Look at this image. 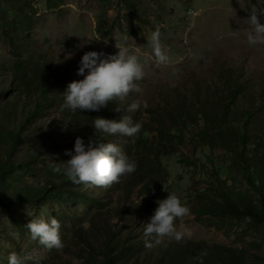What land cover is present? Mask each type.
<instances>
[{
  "label": "trees",
  "instance_id": "trees-1",
  "mask_svg": "<svg viewBox=\"0 0 264 264\" xmlns=\"http://www.w3.org/2000/svg\"><path fill=\"white\" fill-rule=\"evenodd\" d=\"M119 2L130 9V0ZM26 9H32L27 0H0L1 27L14 52L11 63L0 70V210L49 201L95 206L89 229L81 226L74 231L84 264H199L202 251L208 253L203 264H264V258L250 261L245 251L217 243L184 239L146 248L145 236L136 232L139 212L151 216L157 207L151 199L157 198L166 180L163 161L189 144L192 154L199 156L191 159L180 154L177 162L200 168L207 183L193 193L195 220H249L264 234V86L252 83L241 67L221 66L215 90L191 81L181 88L155 85L146 93L140 83L142 92L123 103L112 101L99 111L73 113L62 108V93L70 82L83 79L77 75L80 62L33 50L27 42L17 43L23 48L15 45L16 36L26 34L31 26ZM136 94H143L139 100L148 107L128 112V105L138 99ZM117 107L120 112L114 111ZM51 112L58 116L59 125L44 128ZM124 114L142 124L138 135H108L93 127L97 117L119 119ZM77 137L85 144L90 138L97 143L121 141L125 154L136 162L131 175L135 183L112 185L120 192L115 205L84 184H73L63 173L53 172V163L70 159L64 153L74 149ZM58 152L62 154L57 156ZM226 160L230 166L221 176V162ZM135 187L149 194L150 200L142 205L130 202ZM14 224L27 231L22 222ZM148 239L154 243V237Z\"/></svg>",
  "mask_w": 264,
  "mask_h": 264
},
{
  "label": "rangeland",
  "instance_id": "rangeland-1",
  "mask_svg": "<svg viewBox=\"0 0 264 264\" xmlns=\"http://www.w3.org/2000/svg\"><path fill=\"white\" fill-rule=\"evenodd\" d=\"M27 1L32 9H26L25 13L32 22L26 34L16 36L17 42L14 44L20 48H23V44L17 43L27 42L33 50H46L64 60L80 62L86 52L114 55L118 52L115 44L127 43L144 64L145 76L140 83L145 85L146 93L152 91L155 85L181 88L189 86L191 81L203 82L215 90L219 86L216 75L221 66L241 67L252 83L264 86V45L250 46L246 40L251 29L246 19L253 8H264V0H130V9L119 0ZM2 8L10 11L6 5ZM190 11H198L199 15L192 17L188 14ZM259 20L264 24V15ZM157 26H160L162 43L169 50L171 62L168 64H157L154 59L145 62V54L151 53L149 35ZM4 33L0 18L2 72L13 60L14 53ZM142 96L135 95L137 100ZM56 125H59V119L53 112L42 124L44 128ZM110 143L119 146L125 153L121 141ZM68 147L70 150L72 146ZM60 154L58 152L57 156ZM180 154L191 159L199 156L198 153L192 154V147L188 144L175 157L166 158L163 161L167 170L166 180L157 198L151 200L156 203L165 199L169 192H175L186 203L190 215L176 221L178 229L184 226L192 232L191 239L185 240L238 248L247 253L250 261L255 257L264 258L263 231L249 220L217 222L207 217L195 220L192 211L197 202L193 193L194 190L206 188L207 183L200 175V168L185 167L177 162ZM229 166L227 160L221 162V176L227 175L225 169ZM131 175L121 178L123 185L135 183ZM85 186L109 205H115L120 194L114 186ZM131 193L130 202L134 205H142L145 200H150L149 194L139 193V187H135ZM96 210L93 205L55 201L0 210V264H7L11 252L20 256L33 254V260L27 264H84L82 253L76 246L74 231L81 226L89 229L88 218ZM49 217H55L61 224L60 236L64 245L61 249H45L30 238L28 229L22 232L14 224V221H19L25 226L32 219L47 220ZM150 217L139 212L137 219L140 228L136 232L140 236L144 235L145 222Z\"/></svg>",
  "mask_w": 264,
  "mask_h": 264
},
{
  "label": "clouds",
  "instance_id": "clouds-1",
  "mask_svg": "<svg viewBox=\"0 0 264 264\" xmlns=\"http://www.w3.org/2000/svg\"><path fill=\"white\" fill-rule=\"evenodd\" d=\"M192 17L199 15L198 11L188 13ZM264 15V8H253L248 18L251 29L246 36L250 46L264 45V24L259 17ZM148 45L150 54H145V62L154 59L157 64H168L171 58L166 46L161 40L160 26L152 30L149 35ZM118 52L114 55H105L103 52H86L79 64L78 76L83 79L70 82L62 93L66 108L75 113L78 110L99 111L112 101L125 102L133 93H141L140 82L145 76L144 64L136 52L127 43L115 44ZM87 70V74L85 71ZM141 107L147 108L146 101L134 100L128 105V112L138 111ZM114 111L120 112V108ZM95 130L108 135H124L134 137L142 129V124L134 122L130 115H122L119 119L95 118ZM69 156L66 162L53 163V172L63 173L73 184H84L92 187H111L119 183L121 178L133 174L137 164L130 159L122 149L113 143H97L91 138L85 144L84 140L77 137L72 151H65ZM157 207L145 222L144 236L145 247L151 248L165 241L181 242L185 238L191 239L192 232L187 227L177 228L176 221L183 220L190 215V208L183 203L175 192H169L163 200L156 201ZM30 233V238L37 241L45 249H61L64 245L60 236L61 224L55 217L32 219L24 226ZM154 237V243L148 238ZM202 251L197 257L199 264H203V257L207 256ZM33 254L18 255L11 252L7 264H27L33 260Z\"/></svg>",
  "mask_w": 264,
  "mask_h": 264
}]
</instances>
